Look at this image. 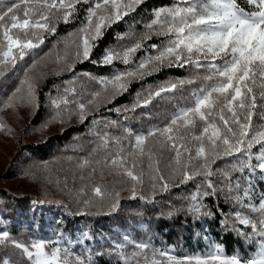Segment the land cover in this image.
<instances>
[{"label": "snow or ice", "instance_id": "6c2138e0", "mask_svg": "<svg viewBox=\"0 0 264 264\" xmlns=\"http://www.w3.org/2000/svg\"><path fill=\"white\" fill-rule=\"evenodd\" d=\"M144 3L145 0H0V77L6 75L9 66L15 68L31 50L44 44L46 35H55L60 23H71L79 11L78 5H88L83 21L75 32L58 42L64 45L63 54H57V63L64 64L62 71L71 72L76 63L84 61L101 65L119 62L129 67L111 76H88L89 81L100 86L90 92L82 84L78 93L77 81H66L68 86L52 104L56 109L63 105L68 116L77 115L83 123L101 103H111L127 92L133 80L164 67L194 68L196 72L191 78L169 81L138 95L131 109H124L147 107L158 97L197 84L161 125L140 133L125 128L123 136L104 132L98 135V146L77 167L90 169L89 178L98 171L101 178L105 171L126 176L132 182L128 189L132 198L138 195L137 185L141 192L150 191L154 197L158 187L167 191L199 178L200 187L189 196V211L200 212L203 197L223 192L228 201L257 214L253 219L236 212L241 225L251 226L252 235L247 238H262L251 256L225 255L222 246L216 245L206 254L178 258L170 250L153 248L147 242L129 241L134 250L128 254L121 251L119 264H264V191L257 197L255 186L256 180L264 182V0H245L253 6L251 11L241 7L238 0H174L170 6L153 11L143 33L120 37L130 43L108 49L100 60H93V49L98 47L105 31ZM153 36L162 38L160 44L151 45L155 54L136 61L135 54ZM38 63L34 59L24 70L20 85L27 86L26 96L18 97L21 87H17L4 107L25 100L39 107L35 79L28 75ZM85 94L90 97L86 103L69 98H82ZM57 116L63 122L60 111ZM254 117L259 123L253 122ZM227 158H235L230 168L214 167ZM161 166L167 170V176ZM234 172L242 175L233 180ZM85 178L81 174L80 179ZM83 191L81 188L78 194ZM92 191L101 200L112 197L110 211L119 207V192L113 196L106 186L99 184ZM140 199L149 197L140 194ZM257 199L258 203H253ZM90 203L84 201L86 206ZM9 244L19 250L20 258H4L0 264H93L91 257L74 254L57 246L58 242L34 239L25 244L11 238L7 231L0 232V246ZM116 247L122 249L124 245Z\"/></svg>", "mask_w": 264, "mask_h": 264}, {"label": "trees", "instance_id": "16d2710c", "mask_svg": "<svg viewBox=\"0 0 264 264\" xmlns=\"http://www.w3.org/2000/svg\"><path fill=\"white\" fill-rule=\"evenodd\" d=\"M174 0H145L135 12L114 23L104 33L93 49L92 59L100 60L108 49H119L130 43V40H121L120 37L128 33L139 35L145 31V25L153 17V11L163 6H170ZM246 11L253 10V6L238 0ZM88 5H78L76 18L68 24L60 23L55 35H46L44 45L68 36L80 26L86 14ZM161 37L153 36L145 42L144 48L135 54L134 59L154 55L152 44H160ZM43 45V46H44ZM42 45L33 49L26 57L31 62L42 56ZM129 66L119 62L112 65L93 64L90 61L76 63L73 71L60 74L55 78L48 77L38 87L37 99L39 107L36 108L30 119L33 125L38 124L44 114L46 94H55L67 80L76 79L80 74H89L95 77L111 76L116 71H124ZM196 70L190 66L164 67L143 79L133 80L127 92L117 96L111 103H103L98 110L92 111L83 123H76L66 127L60 133L50 135L40 143L26 144L28 157L37 161H47L57 153L69 151L71 155L88 157V149L96 147L99 143L98 135H103L112 129L109 121L119 122L123 129L132 132H144L149 128L161 125L166 116L178 104L184 102L192 89L198 85H186L175 93L165 94L156 98L147 107L131 109L138 95H145L149 90L169 81L191 78ZM7 76V75H6ZM3 79H5V77ZM8 79V76L6 77ZM1 83V81H0ZM0 89V98L5 96ZM58 93V92H57ZM116 109H123L116 111ZM98 121L99 123H93ZM254 123H259L257 117ZM94 127L97 131L93 133ZM114 131V130H113ZM120 130L109 133L112 136H123ZM76 145H80L77 149ZM258 147V146H257ZM254 152L257 148L253 149ZM235 162V158H227L217 162L214 167L228 169ZM86 174L84 170L82 174ZM242 175L232 173L233 180ZM197 181L179 187H170L167 191H160L158 187L154 197L148 192L149 199H140L138 192L136 198L131 194L119 193V207L110 211L112 197L106 200L88 198L91 201L84 204L85 190L102 183L96 180L93 185L83 187L82 194L75 192V200L59 197L56 194H43L26 190H14L0 186V229L9 232L11 238L26 241L30 239H45L58 242L57 246L68 248L74 254L82 257H91L93 264H119V253L128 254L134 250V242H147L153 248L170 250L178 258L192 255H203L214 249L216 245L222 246L225 255L251 256L259 247L261 237L252 235L250 225H241L236 219V212L240 211L246 216L255 219L257 214L228 201L223 192L219 195L203 197L200 212L189 211V196L200 187ZM106 184L108 182L104 181ZM79 187V184H77ZM108 186V185H107ZM106 186V187H107ZM256 195L264 191V182L255 181ZM108 189V188H107ZM146 196V191H144ZM90 194V193H89ZM143 195V194H142ZM100 198V197H99ZM150 200V202H149ZM258 203V199L253 201ZM210 213V214H208ZM127 237L128 240H125ZM122 244L124 247L117 248ZM15 253V254H14ZM4 258L19 259V254L7 247L0 246V261Z\"/></svg>", "mask_w": 264, "mask_h": 264}, {"label": "rangeland", "instance_id": "374dc122", "mask_svg": "<svg viewBox=\"0 0 264 264\" xmlns=\"http://www.w3.org/2000/svg\"><path fill=\"white\" fill-rule=\"evenodd\" d=\"M64 38L65 37L59 39L58 41L51 42L50 45L42 44L43 53L41 57H43V59L38 57L37 60L39 63L28 73L30 78L35 79L36 95L38 87L46 78L51 77L53 79L60 74L68 72L67 70L62 71V69H64V64L62 62L57 63V54H63L64 48L63 43L58 42L63 41ZM46 53H49V55H45ZM26 57L27 55L24 60L18 61L15 68H11L9 66L5 69L8 79H6V75L5 79H3L4 77H0V89L4 92L2 95L5 96L0 98V123L4 125L3 128H0V186L18 191L26 190L32 193H52L59 197H67L68 199H72V201H74L75 192H78L83 187H88L87 185H93L94 182L99 179L101 182L102 180L108 182L106 184L103 181L100 185H108L107 190L112 193L113 196L115 195V192L131 194L128 189L130 188L132 182L126 176H117L114 173L109 174L108 171H105L104 177L101 178L98 171L89 178L88 172L90 169H79L77 167V164L85 158L83 156H75V154L71 155L69 151H63L61 153H57L54 157L47 161L40 162L28 157L26 144L40 143L46 140L50 135L60 133L66 127L80 123V120L77 115L68 116L67 113L64 112L63 105L61 106V109H56L52 104V100L58 99L59 95L62 94L63 89L68 86L65 82L62 83V87L57 91L58 93L55 92V94H46V113L44 114L42 120L36 125L30 123V119L37 108L35 103L30 104L27 100L23 103L16 101L13 107H4V102L8 100L9 96H11L17 87H21L20 81L24 79V70L33 62L32 60L31 62L28 60L26 62ZM58 72L60 73L59 75H57ZM88 76L93 75L80 74L78 78L75 79L77 81L75 87L77 88L78 93L82 91L80 88V85L82 84L86 86L87 91L89 92L100 88L98 84H95L93 81H89ZM26 88V85L21 87V92L17 93V96H26ZM69 98L82 99L83 102L86 103L90 97L85 94L82 98L80 96ZM69 107L71 108L72 105H69ZM58 111L62 113L63 122H61V116H57ZM109 122L111 123L113 121ZM110 125L112 129L107 130V133L120 130L119 134L123 135L124 129L119 122L116 121L115 125L112 123ZM94 128L93 133L97 131V128ZM133 133L138 132L134 131ZM148 143L149 146H151L153 141L150 140ZM98 144L99 143L96 144V147ZM125 146H127V141H125ZM79 147L80 145H76L77 149ZM96 147L94 146V148ZM92 150L93 148L88 149L89 152H92ZM161 167L162 171L167 176V170L163 169V166ZM84 170L87 171L86 174H83L86 178L81 180L80 176ZM77 184H79V187ZM136 187L137 192H140V185H137ZM92 188L85 190V194H88L87 196H81V198H84V201L88 200V198H95ZM148 192L149 191H146V196H148ZM144 193L145 192L141 194L144 195ZM107 198L109 197H106L104 200ZM99 199L101 198L97 197V201H99ZM3 231H5V229H0V232ZM30 241V239H27L26 241L20 242L28 244ZM3 247H7L19 254V250L14 249L10 244ZM25 264H27V262H25Z\"/></svg>", "mask_w": 264, "mask_h": 264}]
</instances>
